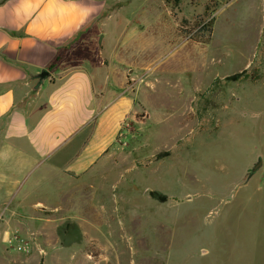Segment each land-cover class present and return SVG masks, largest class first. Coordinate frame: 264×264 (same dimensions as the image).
Segmentation results:
<instances>
[{
	"label": "rangeland",
	"instance_id": "obj_1",
	"mask_svg": "<svg viewBox=\"0 0 264 264\" xmlns=\"http://www.w3.org/2000/svg\"><path fill=\"white\" fill-rule=\"evenodd\" d=\"M111 5L96 61L122 71L134 118L73 217L5 244L28 264H264V0ZM202 22L209 42L186 38Z\"/></svg>",
	"mask_w": 264,
	"mask_h": 264
},
{
	"label": "crops",
	"instance_id": "obj_2",
	"mask_svg": "<svg viewBox=\"0 0 264 264\" xmlns=\"http://www.w3.org/2000/svg\"><path fill=\"white\" fill-rule=\"evenodd\" d=\"M110 7L111 0H0V264L35 259L7 246V237H43L56 232L58 213L73 217L76 197L105 170L134 118L122 71L96 61L103 54L94 29Z\"/></svg>",
	"mask_w": 264,
	"mask_h": 264
},
{
	"label": "trees",
	"instance_id": "obj_3",
	"mask_svg": "<svg viewBox=\"0 0 264 264\" xmlns=\"http://www.w3.org/2000/svg\"><path fill=\"white\" fill-rule=\"evenodd\" d=\"M179 0H163V2L167 6H172L174 3H177ZM211 28L209 24L205 23H195L194 27L191 29L186 30V38H188L190 41L195 43H207L210 40L211 35ZM248 78H254V74L248 72H243L241 74H238L236 76H233L229 79H226V81H238V80H247ZM215 88V83L212 87V89ZM155 195V194H154ZM60 232V231H59Z\"/></svg>",
	"mask_w": 264,
	"mask_h": 264
},
{
	"label": "built area",
	"instance_id": "obj_4",
	"mask_svg": "<svg viewBox=\"0 0 264 264\" xmlns=\"http://www.w3.org/2000/svg\"><path fill=\"white\" fill-rule=\"evenodd\" d=\"M8 244L12 247L15 248L17 251L28 254L30 253V247L28 246L27 243H24L21 239H19L17 236L13 237L8 241Z\"/></svg>",
	"mask_w": 264,
	"mask_h": 264
},
{
	"label": "water",
	"instance_id": "obj_5",
	"mask_svg": "<svg viewBox=\"0 0 264 264\" xmlns=\"http://www.w3.org/2000/svg\"><path fill=\"white\" fill-rule=\"evenodd\" d=\"M48 75L49 73L47 71H44L39 75V78L45 79ZM262 166H263V159L259 158L258 162L253 166V168L249 170L247 181H249L254 175H256L259 172V170L262 168Z\"/></svg>",
	"mask_w": 264,
	"mask_h": 264
}]
</instances>
